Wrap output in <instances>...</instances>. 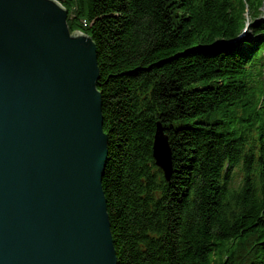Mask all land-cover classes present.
Listing matches in <instances>:
<instances>
[{
    "label": "trees",
    "instance_id": "1",
    "mask_svg": "<svg viewBox=\"0 0 264 264\" xmlns=\"http://www.w3.org/2000/svg\"><path fill=\"white\" fill-rule=\"evenodd\" d=\"M58 1L97 50L117 264H264V0Z\"/></svg>",
    "mask_w": 264,
    "mask_h": 264
},
{
    "label": "water",
    "instance_id": "2",
    "mask_svg": "<svg viewBox=\"0 0 264 264\" xmlns=\"http://www.w3.org/2000/svg\"><path fill=\"white\" fill-rule=\"evenodd\" d=\"M58 0H0V264H117L96 46ZM155 165L171 149L158 124Z\"/></svg>",
    "mask_w": 264,
    "mask_h": 264
},
{
    "label": "bare ground",
    "instance_id": "3",
    "mask_svg": "<svg viewBox=\"0 0 264 264\" xmlns=\"http://www.w3.org/2000/svg\"><path fill=\"white\" fill-rule=\"evenodd\" d=\"M234 44H237V43H234ZM159 124V123H158ZM157 124V125H158ZM160 125V124H159ZM160 127H161V125H160ZM162 128V127H161ZM163 129V128H162ZM155 131H156V129H155ZM163 133H164V130H163ZM154 135H155V133H154ZM165 135V137L167 138V141H169L168 140V136L166 135V134H164ZM153 138H154V136H153ZM154 140V139H153ZM169 143V142H168ZM152 146H153V143H152ZM169 147H170V145H169ZM152 154H153V151H152ZM152 158H153V156H152ZM154 160V159H153ZM154 163H155V161H154ZM171 166H172V159H171ZM160 172H161V174H162V177H163V179L166 181V182H169L170 181V179H171V176H172V173H173V169H172V173H171V175H170V177H169V179L167 180L166 179V177H165V175L163 174V172L160 170Z\"/></svg>",
    "mask_w": 264,
    "mask_h": 264
}]
</instances>
